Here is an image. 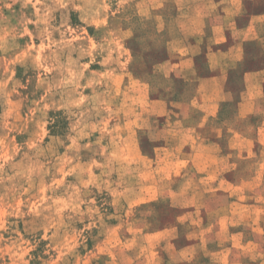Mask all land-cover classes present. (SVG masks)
<instances>
[{
    "label": "rangeland",
    "instance_id": "374dc122",
    "mask_svg": "<svg viewBox=\"0 0 264 264\" xmlns=\"http://www.w3.org/2000/svg\"><path fill=\"white\" fill-rule=\"evenodd\" d=\"M192 13L0 0V264H264V93L208 116L172 77Z\"/></svg>",
    "mask_w": 264,
    "mask_h": 264
},
{
    "label": "crops",
    "instance_id": "0c3cea01",
    "mask_svg": "<svg viewBox=\"0 0 264 264\" xmlns=\"http://www.w3.org/2000/svg\"><path fill=\"white\" fill-rule=\"evenodd\" d=\"M191 1L197 13L179 25L181 35L164 67L173 66L174 79L195 87L196 101L208 116L233 103L238 113L254 109L264 93V12L243 20L247 0Z\"/></svg>",
    "mask_w": 264,
    "mask_h": 264
}]
</instances>
